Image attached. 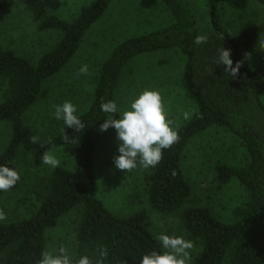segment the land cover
<instances>
[{"label": "trees", "instance_id": "obj_1", "mask_svg": "<svg viewBox=\"0 0 264 264\" xmlns=\"http://www.w3.org/2000/svg\"><path fill=\"white\" fill-rule=\"evenodd\" d=\"M52 0H26L25 7L39 32H56L60 38L32 64L0 47V124H7L9 140L0 152V164L17 168L23 144L25 115L36 105L45 83L58 75L80 48L86 33L100 20L113 0H94L66 21L48 12ZM171 16L163 29L134 36L117 45L100 66L89 107L79 115L84 128H65L45 141L36 155L58 148H71L74 167L55 168L41 193L39 207L28 217L0 225V264H37L46 250V232L73 211H79L75 232V257L98 258L104 245V264H139L142 255L162 251L149 232L146 214L119 217L98 200L95 175L94 131L109 114L101 104L116 101L123 72L134 60L162 52L178 51L184 56V81L196 105L192 118L178 129L179 140L163 150L161 161L148 168L147 204L151 211L170 216L181 212V224L189 237L200 245L192 264H264V68H251L244 57L255 45L258 27L242 23L235 32L223 24L221 8L241 12L246 0H159ZM264 9V0H254ZM11 0H0V12ZM223 35V40L219 35ZM207 43L196 45L197 36ZM220 47L231 50L233 66L241 67L235 77L216 64ZM119 113L114 114L117 119ZM211 128H223L238 138L248 162L244 166L217 165L220 184L232 180L246 193V201L235 212L233 223L215 219L201 207H186L191 187L183 169L184 151L190 141ZM64 134L69 136L68 142ZM13 186V189L18 186ZM5 192H0V197Z\"/></svg>", "mask_w": 264, "mask_h": 264}, {"label": "rangeland", "instance_id": "obj_2", "mask_svg": "<svg viewBox=\"0 0 264 264\" xmlns=\"http://www.w3.org/2000/svg\"><path fill=\"white\" fill-rule=\"evenodd\" d=\"M94 0H52L48 12L66 21H72L80 9ZM245 10L238 12L221 8L224 26L235 32L246 22H254L258 36L252 50L244 57L251 68H264V9L254 0H246ZM26 0H11L7 11L0 12V47L14 52L32 64L50 50L60 38L56 32H39L25 5ZM171 16L159 0H113L109 8L86 33L83 42L64 70L47 81L36 105L25 115L23 144L17 157L20 181L16 188L0 197V208L6 213V220L0 225L28 218L40 205L42 189L53 171L48 165L37 164L36 155L40 145L58 135L63 129L62 121L54 116V106L71 101L77 106V115L89 107L100 66L120 43L137 35L150 33L168 27ZM184 56L178 51L157 53L134 59L123 72L116 92V103L120 113L144 89L161 92L169 118L179 129L195 114L196 105L189 94L183 75ZM88 65L87 75H78L81 65ZM0 91V101H1ZM264 104V96L261 98ZM119 113V114H120ZM189 113V118H184ZM119 118V117H118ZM117 118V119H118ZM35 136L38 143H33ZM95 175L98 200L105 208L119 217H128L139 212L146 214L149 232L158 240L163 233L169 236H183L194 242L191 262L200 252V245L191 239L181 224V212L170 216L159 215L149 208L146 197L148 168L137 167L126 172L114 166L118 155L116 131L109 128L94 131ZM10 137L7 124H0V152ZM59 160L58 167L71 170L74 167V153L71 148L51 151ZM248 157L238 138L223 128H211L194 137L184 151L182 169L191 187L188 207H201L223 223L236 220V210L246 201V193L235 180L220 184L215 175L217 165L244 166ZM57 167V168H58ZM79 211H73L58 221L46 232V250L64 245L75 257V232ZM159 241V240H158ZM160 243V241H159ZM163 251V249H162Z\"/></svg>", "mask_w": 264, "mask_h": 264}, {"label": "clouds", "instance_id": "obj_3", "mask_svg": "<svg viewBox=\"0 0 264 264\" xmlns=\"http://www.w3.org/2000/svg\"><path fill=\"white\" fill-rule=\"evenodd\" d=\"M223 38L222 34L219 35L220 40ZM194 43H207V37L197 36ZM216 64L223 65L224 71L232 77L237 75L241 67L239 62L233 66L231 50L223 47L219 49ZM88 71V65H81L78 75H87ZM100 107L101 111L109 114L100 125V131H107L110 127L116 131L118 155L114 157L113 162L118 170L130 172L137 167L154 168L161 161L163 150L179 140L178 129L173 126L164 98L157 89L142 90L122 113L114 100L104 102ZM77 111V106L71 101L54 106L53 116L57 121L63 122V133L65 128L78 131L85 127ZM117 113H120L119 118H113ZM184 118L188 119L189 113H184ZM64 140L68 142L69 136L64 134ZM31 141L38 143L35 136L31 137ZM42 162L52 169L60 165V160L50 151L42 154ZM20 179V172L16 168L0 164V192L13 189ZM6 218L5 211L0 208V221ZM157 238L163 251L152 250L142 255L139 264H190L191 251L195 247L192 240L163 233ZM98 253L95 264H104L108 257L107 247L101 245ZM37 264H93V260L87 255L74 258L67 247L60 245L58 248L42 251Z\"/></svg>", "mask_w": 264, "mask_h": 264}]
</instances>
